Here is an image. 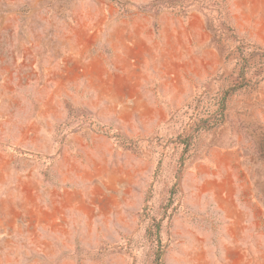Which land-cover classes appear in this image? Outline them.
Wrapping results in <instances>:
<instances>
[{"label": "rangeland", "instance_id": "1", "mask_svg": "<svg viewBox=\"0 0 264 264\" xmlns=\"http://www.w3.org/2000/svg\"><path fill=\"white\" fill-rule=\"evenodd\" d=\"M155 260L264 264V0H0V264Z\"/></svg>", "mask_w": 264, "mask_h": 264}, {"label": "trees", "instance_id": "2", "mask_svg": "<svg viewBox=\"0 0 264 264\" xmlns=\"http://www.w3.org/2000/svg\"><path fill=\"white\" fill-rule=\"evenodd\" d=\"M173 1H177V0H173ZM162 2H158L157 4H161ZM166 3V2H164ZM176 5H178L176 2H169L166 4L167 7H176ZM155 264H160V262L158 263V261L155 260Z\"/></svg>", "mask_w": 264, "mask_h": 264}]
</instances>
